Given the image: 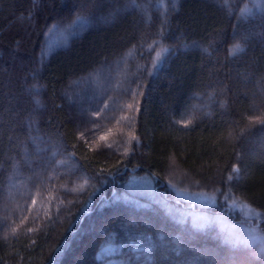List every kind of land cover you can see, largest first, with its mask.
<instances>
[{
	"label": "trees",
	"instance_id": "1",
	"mask_svg": "<svg viewBox=\"0 0 264 264\" xmlns=\"http://www.w3.org/2000/svg\"><path fill=\"white\" fill-rule=\"evenodd\" d=\"M156 2L0 0V264H106L111 245L120 264H264L234 237L264 236V0ZM82 15L111 22L43 59L47 28ZM104 64L135 77L126 145L101 134L111 103L84 130L64 104Z\"/></svg>",
	"mask_w": 264,
	"mask_h": 264
},
{
	"label": "rangeland",
	"instance_id": "2",
	"mask_svg": "<svg viewBox=\"0 0 264 264\" xmlns=\"http://www.w3.org/2000/svg\"><path fill=\"white\" fill-rule=\"evenodd\" d=\"M155 1H160L162 6L166 2V0ZM141 7L146 8L144 6ZM131 8L135 7L133 5H128L123 11H119V14L121 15L126 11H129ZM110 22V17L108 18L104 15H82L77 17L70 24H51L45 33L44 43L41 50L42 58H49L52 54L65 49L73 39L80 35H84L92 29L104 27ZM120 69L121 67L119 68L117 65L104 64L94 73L89 75V77L70 83L67 88L68 92L65 95L63 94L64 104L69 106L68 113L70 120L79 125V129L81 130L88 128L90 125H100L101 121H97V118L100 116L99 104L111 103L112 110L110 111V114L102 116L109 119V122L107 125L101 126V134L107 138L108 142L113 140L118 142L119 146L122 144L124 145V143L126 145L127 143L132 142L130 137L123 133L126 129L125 131L123 130L125 124L121 120L122 117H124L123 119L128 120L137 114V109L134 107L135 102L131 101V103L126 104L125 99H122L121 96L124 95V80H129L132 84H135V77H131L130 73L114 71ZM119 92L120 95H118ZM128 94L130 100H133L132 90H128ZM72 100L80 103L81 107H77V110H70V107L73 106L71 105ZM89 106H94L93 108L96 107L99 111V115L89 113L87 110ZM127 106L131 107L128 108ZM117 113L120 114V116ZM90 116L96 121H91V119H89ZM165 184L169 188L173 199L178 201L182 200L187 203H193L195 201L194 197L197 198L201 195L198 192L200 189L197 186V183H195L176 165H173L167 172L165 176ZM197 219L198 222H202L203 226L209 225L210 220L207 218L199 217ZM235 233L236 231H234V234ZM0 235L3 234L0 233ZM260 236L262 235L257 233H247L243 235L242 233H238L237 236L234 237H236V242L244 244L250 242L264 247V236ZM120 257L122 258L116 247L111 245L103 248L100 259L106 264H120Z\"/></svg>",
	"mask_w": 264,
	"mask_h": 264
}]
</instances>
